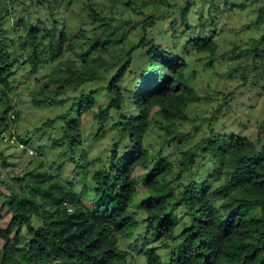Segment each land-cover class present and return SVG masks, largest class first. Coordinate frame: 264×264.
<instances>
[{
	"label": "trees",
	"instance_id": "trees-1",
	"mask_svg": "<svg viewBox=\"0 0 264 264\" xmlns=\"http://www.w3.org/2000/svg\"><path fill=\"white\" fill-rule=\"evenodd\" d=\"M139 1L110 10L92 0L22 1V15L10 28L11 12L3 13L0 3L1 132L20 119L18 111L11 114L18 71L36 76V106L69 96L60 114L36 129H54L51 146L60 147L62 159L57 172L40 159L11 176L19 189L0 191V205L11 215L0 227V264H132L121 238L131 239L141 223L140 236L150 240L139 249L146 264H264V31L248 47L236 41L221 55L216 28L222 14L243 10L248 0H199L208 1L206 14L196 0H186L170 20L157 12L141 23L124 18V6ZM262 2L251 24L264 29ZM156 24L160 41L152 35ZM194 54H207V64L235 60L230 94L256 88L263 97L256 137L244 126L214 128L209 117L208 129L182 149V138L192 134L180 131L178 138L169 126L184 123L190 103L201 100L192 85ZM86 115L98 124L93 139L114 136L93 159L87 158ZM163 119L167 133L151 149L150 127ZM17 138L24 146L31 141ZM1 163L13 162L0 153ZM139 167L148 173L142 183L148 197L137 202Z\"/></svg>",
	"mask_w": 264,
	"mask_h": 264
},
{
	"label": "rangeland",
	"instance_id": "rangeland-1",
	"mask_svg": "<svg viewBox=\"0 0 264 264\" xmlns=\"http://www.w3.org/2000/svg\"><path fill=\"white\" fill-rule=\"evenodd\" d=\"M22 1L26 3L29 0H0L1 6L3 8V13L5 11L11 12L6 20V26L10 28L12 23L16 20L18 15H22ZM102 2L106 9L117 8L120 4H124L121 0H92ZM130 0H126L128 3ZM197 8H201L206 14L208 12L209 3H205L196 0ZM234 0H231L233 2ZM262 0L258 1L255 5L252 0H248L249 6L243 10H238V12H228L225 11L222 14L223 20L219 23L216 28L217 36L216 39L219 42V54H227L228 50L232 48L234 43L238 41L244 47L250 45L251 37L260 36L264 29L263 27H257L251 22H254L256 17L255 8L262 4ZM130 4V5H129ZM124 6V18H130L133 22L141 23L142 19L149 13L157 12L159 16H164L167 20L174 17V9H178L179 6L186 4V0H140L138 4L130 2ZM200 10V9H199ZM208 25L209 22H206ZM212 25L208 26V31L213 29ZM138 30V29H137ZM135 30V32H137ZM162 30V29H161ZM160 28L156 24L154 30H152V35L157 36L158 41H160L159 34ZM137 36H134V38ZM164 42V41H163ZM231 55V54H230ZM207 54H194L191 56L190 60L196 65L197 71L193 73V87L201 95V100L197 102H192L187 108L188 119L184 123L176 121V124L169 126L171 131H174L178 138H182L181 132L189 131L192 136L187 140L182 138L183 144L182 149H186L192 146V144L197 141L201 135L208 129V118L211 117L214 128L223 127L225 130H236L243 131L249 134L251 137H256L257 125L263 117L262 112V102L263 97L259 96L257 89L252 88L251 91L246 88L235 90V93L230 94V91L234 89L237 81L234 79H229L228 73L231 67L236 66L235 60H228L226 55V61L224 62L215 60L214 63H208L206 59ZM200 58V59H199ZM194 65L191 64L187 68V76H191L192 69ZM47 71H42L44 75ZM38 76H41L39 74ZM33 75L28 70L18 71L15 75V80L13 81V89L11 92L12 97V111H18L20 114V119L17 122L11 123L10 130L14 132L16 136L19 135L28 140L31 138L29 145L20 144L18 138L12 142H7L8 140L4 137L9 132H1L4 126L0 125V153H3L4 157L12 165L5 166L0 164V179L4 182L1 183L0 191L5 195H10V192L20 188L19 183L13 179V175H22L27 168H32L38 164V162L43 160L44 166L50 168L53 172H57V166L62 159L58 158L60 152V147H52L51 144L57 137L53 135L54 129H48L42 133L36 132L37 127H39L48 118L55 117L60 114L65 105V100L69 96H63L51 103L43 104L42 106H36L33 104L32 100L34 95L32 90L38 83ZM245 89V90H244ZM77 91L75 93H79ZM70 95V93H68ZM226 95V96H225ZM105 96H101L99 103H104ZM215 113V115H213ZM166 124V120H162V124L155 123L151 125L150 132L146 138V144L152 148H158L163 141L164 135L167 133L166 129L162 126ZM82 125L84 132L91 139L88 143L87 158L93 159L99 156L100 152L107 148L114 138L113 134L108 132L99 139L94 138L93 135L96 132L98 124L93 120L92 115H86L83 117ZM199 126V127H197ZM240 126V127H239ZM176 130V131H175ZM6 133V134H5ZM5 134V135H4ZM174 134H170L173 136ZM39 144L43 145L44 148L39 147ZM42 150V151H39ZM177 152L179 150L177 149ZM64 174L68 176L70 173L69 167L64 168ZM134 175L139 176V191L137 202L143 201L148 197L146 190L143 187V181L147 177L148 173L144 167H139L134 172ZM11 186L13 189H11ZM80 186L79 184L77 185ZM136 210H140L137 209ZM0 227H6L10 219V212L0 205ZM144 214L140 213L141 217ZM144 223L139 225V228L134 232L131 239L121 238V245L129 248L133 253V258L131 259L132 264H146V260L139 253V249L144 243H149V239H144L143 235L140 236L139 232H144ZM142 228V229H141ZM135 238H138L135 240ZM3 239L0 237V251L3 246Z\"/></svg>",
	"mask_w": 264,
	"mask_h": 264
},
{
	"label": "clouds",
	"instance_id": "clouds-1",
	"mask_svg": "<svg viewBox=\"0 0 264 264\" xmlns=\"http://www.w3.org/2000/svg\"><path fill=\"white\" fill-rule=\"evenodd\" d=\"M3 132H9L10 134H6V133H5V134H6V135H10V136H13V135H14V136L16 137L15 141L17 140V136H16V134H15L14 132H11V130L3 131ZM5 134H4V135H5ZM6 135H5V136H6ZM5 136H4V137H5ZM15 141H14V142H15ZM7 142H11V141H7ZM14 142H12V143H14ZM20 144H21V143H20Z\"/></svg>",
	"mask_w": 264,
	"mask_h": 264
},
{
	"label": "built area",
	"instance_id": "built-area-1",
	"mask_svg": "<svg viewBox=\"0 0 264 264\" xmlns=\"http://www.w3.org/2000/svg\"><path fill=\"white\" fill-rule=\"evenodd\" d=\"M5 138L8 140V141H11V142H14L16 137L13 135V136H10V135H6Z\"/></svg>",
	"mask_w": 264,
	"mask_h": 264
}]
</instances>
